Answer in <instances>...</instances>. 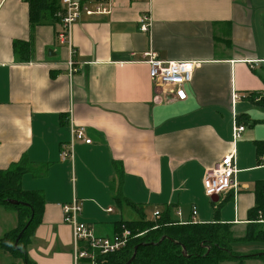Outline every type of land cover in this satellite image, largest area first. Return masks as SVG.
Segmentation results:
<instances>
[{"label": "crops", "instance_id": "crops-1", "mask_svg": "<svg viewBox=\"0 0 264 264\" xmlns=\"http://www.w3.org/2000/svg\"><path fill=\"white\" fill-rule=\"evenodd\" d=\"M146 12L149 33L140 30ZM59 30L49 15L32 26L27 0H0V169L26 156L37 170L22 176V188L45 197L29 262L72 264V227L62 206L74 197L82 201L81 220L99 236L169 208L180 223H230L242 237L255 183L264 180L257 146L264 143V0H112L109 14L82 15L74 25L72 73ZM15 41L28 45L19 51ZM150 50L163 61L196 63L185 100H161ZM235 122L245 126L236 142ZM72 126H84L92 141H75L74 158L63 159ZM233 148L236 191L212 200L205 171ZM13 210L4 211L11 219L4 234L18 224ZM244 248L264 253L263 242L234 250Z\"/></svg>", "mask_w": 264, "mask_h": 264}, {"label": "trees", "instance_id": "trees-1", "mask_svg": "<svg viewBox=\"0 0 264 264\" xmlns=\"http://www.w3.org/2000/svg\"><path fill=\"white\" fill-rule=\"evenodd\" d=\"M30 5L32 26L39 23L45 15L55 19L59 8V0H27ZM28 44L14 42V49L25 50ZM258 94L252 95L255 99ZM261 98L259 102H263ZM258 151L264 154L263 141H257ZM37 168L30 160L23 156L8 169H0V204L15 209L17 212V226L6 232L0 239V249L9 252L14 257L23 259L31 264L27 257V244L34 234L35 228L41 223L45 206L43 192L27 191L22 188V176L27 172H34ZM118 176L122 177V170ZM255 205L248 212L249 223L245 234L239 237L233 230V225L220 221L214 222H186L174 220L168 208L158 219L126 221L123 224L131 231L128 244L122 250L105 257V264H225L236 261L244 264L247 258H263L264 253L241 254L234 250L238 243H264V180H259L254 186ZM118 200L120 196L118 195ZM8 199H15L27 205H13ZM30 221V225L16 244L20 231ZM121 225L119 226V228ZM82 264H89L84 260Z\"/></svg>", "mask_w": 264, "mask_h": 264}, {"label": "built area", "instance_id": "built-area-1", "mask_svg": "<svg viewBox=\"0 0 264 264\" xmlns=\"http://www.w3.org/2000/svg\"><path fill=\"white\" fill-rule=\"evenodd\" d=\"M150 3L152 0H135ZM112 9V0H59V8L55 13V19L59 22L58 40L61 44H66L71 49L69 59L70 72L76 71L73 56V29L74 25L82 15L94 16L109 14ZM152 25L150 12L143 13L140 18V30L149 33ZM148 57L149 74L155 86L156 92L161 96V100L169 101V94H174L179 101L187 98L186 85L192 81L196 67L194 61L160 60L155 51L145 53ZM239 96L233 93L232 101L235 102ZM245 126L235 122L233 128L234 141L236 142L244 131ZM82 140L91 143L87 137L84 126L71 127V140L62 147L61 157L63 159L74 158L75 141ZM236 150L233 148L225 154L221 161L214 167L206 169L203 178L205 193L209 197L227 194L231 190L236 191L235 174L237 172L235 162ZM64 222L72 227L73 236V262L72 264H82L87 260L89 264H105V257L109 254L122 250L128 244L131 231L122 225L120 230L111 237L99 236L95 233L93 226L81 220L82 201L74 197L70 203L62 206ZM109 210H112L111 208ZM180 214V211H179ZM196 214V209H193ZM160 212H154L155 217H159Z\"/></svg>", "mask_w": 264, "mask_h": 264}, {"label": "rangeland", "instance_id": "rangeland-1", "mask_svg": "<svg viewBox=\"0 0 264 264\" xmlns=\"http://www.w3.org/2000/svg\"><path fill=\"white\" fill-rule=\"evenodd\" d=\"M5 209H7L8 213H14L13 208L7 207L4 204H0V238L3 236L4 232L6 230H8V228L11 229L10 228L11 219H9L10 214L5 215V213H4ZM140 217H138V218H140ZM147 217L150 218V215L147 214ZM251 245H254V244H251ZM238 252L241 253V254H255L256 252H260V251H251V250H249V248H244L242 250H239ZM0 253H1L0 254V264H14V263H16V261H17V263L22 264L20 262V258L19 257H12L11 255H10L11 256L10 257L8 254H4L1 251V249H0ZM255 259H257V258H252L250 260L248 259V260H246L245 264H250V263L253 264V263H255L254 262ZM259 262L261 264H264V260L263 259H259ZM24 263L26 264L25 261H24ZM229 263L230 264H232V263L233 264H237L236 261H231Z\"/></svg>", "mask_w": 264, "mask_h": 264}, {"label": "water", "instance_id": "water-1", "mask_svg": "<svg viewBox=\"0 0 264 264\" xmlns=\"http://www.w3.org/2000/svg\"><path fill=\"white\" fill-rule=\"evenodd\" d=\"M217 196V195H216ZM214 197V196H213ZM213 197L212 200H213ZM8 202L10 204H13V205H27V203L25 202H22V201H18V200H15V199H8ZM30 225V221L25 225V227L20 231V233L18 234L17 238H16V244L18 243V241L20 240L21 236L23 235V233L26 231V229L28 228V226ZM136 252H137V247H136V250H135V253L133 255V257L128 261L127 264H130L133 259L135 258V255H136Z\"/></svg>", "mask_w": 264, "mask_h": 264}]
</instances>
